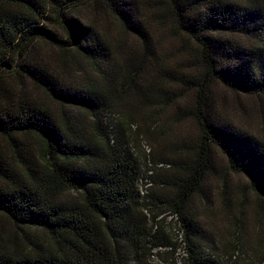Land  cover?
Segmentation results:
<instances>
[{"label": "trees", "instance_id": "obj_1", "mask_svg": "<svg viewBox=\"0 0 264 264\" xmlns=\"http://www.w3.org/2000/svg\"><path fill=\"white\" fill-rule=\"evenodd\" d=\"M158 30L187 40L189 76L166 71ZM215 83L264 95L263 3L0 0V264H221L193 198L217 149L264 200V142L222 116ZM180 86L192 92L184 113L198 142L189 165L172 161L171 197L146 202L131 124L146 108L180 105ZM167 213L181 242L159 219Z\"/></svg>", "mask_w": 264, "mask_h": 264}, {"label": "rangeland", "instance_id": "obj_2", "mask_svg": "<svg viewBox=\"0 0 264 264\" xmlns=\"http://www.w3.org/2000/svg\"><path fill=\"white\" fill-rule=\"evenodd\" d=\"M264 4V0H257ZM111 30L119 33L118 24L111 19H104ZM160 33V49L166 71L174 72L177 77L189 76L193 69L189 68L190 58L181 49L187 41L182 36L169 35L168 31ZM131 44V38L128 39ZM45 54L54 55L57 49L48 44H41ZM192 47L193 43L190 42ZM183 88V86H180ZM186 89V90H185ZM213 101L222 116L232 124L255 134L264 142V95L250 96L235 93L221 84L211 86ZM179 94V93H178ZM183 99L179 104H171L163 109L146 108L137 114V120L131 124L130 145L143 165V177L140 189L146 202H156L158 196L171 197L172 192L165 184L173 174L180 173L177 165H189L192 148L198 142V129L194 121L186 117L188 102L193 96L187 88L181 92ZM151 111L156 118L149 121ZM155 135H145L147 127ZM156 136V137H155ZM214 171H210L204 184L203 194L193 198V208L197 213L200 228L207 233L208 239L214 242L213 253L221 264H264V200L251 189L244 175L231 171L220 151L213 149ZM168 160L161 162V160ZM167 229L174 240L181 242V223L168 213L161 215ZM10 234L22 237V232L3 221ZM166 249H162L165 251ZM182 254L178 249L176 258ZM166 257H155L154 264H167Z\"/></svg>", "mask_w": 264, "mask_h": 264}]
</instances>
